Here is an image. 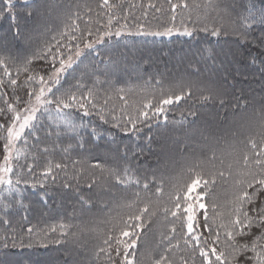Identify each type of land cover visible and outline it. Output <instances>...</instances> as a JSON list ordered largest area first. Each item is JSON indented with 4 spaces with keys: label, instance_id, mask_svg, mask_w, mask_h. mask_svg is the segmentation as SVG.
<instances>
[{
    "label": "trees",
    "instance_id": "trees-1",
    "mask_svg": "<svg viewBox=\"0 0 264 264\" xmlns=\"http://www.w3.org/2000/svg\"><path fill=\"white\" fill-rule=\"evenodd\" d=\"M12 2L15 7L9 5L8 0H0V9L7 13L11 8L15 13L16 23L21 27L27 25L29 28L36 25L35 9L42 5L40 13L43 19H40V23L51 29L49 38L62 31L65 22L70 23L64 20L66 13L80 15V19L76 21L79 31L73 33L77 36L88 29L94 34L98 29L102 30L108 22L109 14L115 16L113 31L121 25H125L126 29L119 37H105L108 45L98 44L91 50L85 49L81 57L84 64H91L94 60L96 62L94 75L83 81L85 87L81 91L86 92L97 79L102 82L95 87L94 102L97 109H91V114L85 115L84 110L74 107L65 110L71 113L67 118L54 112L51 118L48 113L43 115L46 119L43 133L39 135L40 142L37 144L33 141L24 166L15 169V172L20 171L22 180L16 189L20 190L23 196L21 198L16 195L14 206L6 212H0V221H8L0 222V242L7 238L8 244L7 248L0 244V259L14 264H35L34 259L44 256L52 260V264H62L65 260V264H85L89 252L98 250L109 231L118 230L123 219L136 211L135 207L129 208L127 204L133 201L135 193L140 191V201L149 202L150 211L157 209L148 228L142 233L141 240L146 242L149 237V240L155 238L159 216H162L163 223L167 226L165 234L175 236L173 243L179 241V248L173 250L176 264H179L181 256L192 264L191 245L184 243V233L187 229H181L179 222L171 216L165 219L160 210L168 203L167 196L158 198L155 195V184H150L151 191L148 193L135 185L125 187L95 165L99 163L104 168H114L120 172L129 167L130 174H134V178H139L142 183L155 177L156 180L163 181L164 193L170 192L172 185L183 175L182 170L188 160H200L203 169L207 164L214 166L217 171L224 172V177L218 178L221 184L213 187L211 198L206 197L205 203L209 205L207 211L210 219L214 218L217 225L221 222L227 223L228 213L233 208L238 190L236 181L250 178V171L259 172L255 166L250 164L246 167L243 164V155L246 151L250 152V148L246 146L247 138L242 124L239 123L240 119L244 115L255 116L264 113V75L261 74L258 64L250 63L249 57V51L256 55L260 49L242 46L233 33L243 30L241 18L247 15V7L255 4L256 14L259 15L264 0H213L211 5H208V0H187L189 9H176L175 21L171 19L169 0H109V3L115 6L111 13L101 7L102 0ZM177 2L178 0H171V3ZM195 4L201 7L197 9ZM29 11L33 12L32 16H28ZM182 21L193 30L192 36L181 34ZM166 27L180 28L181 32L173 31L170 36L143 34V30L163 31ZM204 27L209 30L218 27L222 34L219 37L211 36L210 32L201 31ZM262 28L264 25L257 23L249 38L259 36ZM224 31L229 35L224 36ZM0 37H7L13 56L27 54L26 46L14 36L11 16L0 14ZM62 43H81L83 46L80 40L66 39ZM109 46L114 63L105 67L100 60L108 56ZM61 52H66V49L61 47ZM209 52L212 53V59H206ZM50 65L51 60L33 61V75L47 77ZM8 66L15 78L16 67L12 64ZM26 75L20 74L19 87L16 88L15 94L12 87L7 85L8 77L4 76L6 83L0 88V108L6 110L5 100L15 105L17 95L22 100H27L25 93L29 88L35 87L36 81H30L25 86ZM0 76H3V68H0ZM66 77L68 82L65 88L76 83L80 71L77 70L72 75L66 73ZM179 81L192 85L190 98L182 100L178 105L168 106L166 114H161L158 118L152 117L151 110H148L150 119L147 123L137 124L139 131L131 130V125H127L130 129L128 132L122 131L129 116L136 117L147 99L153 95L158 98L161 86L168 88ZM121 88L124 89L123 92L118 91ZM205 95H211L212 99L201 101V97ZM121 96L125 97L127 103L120 99ZM221 100L224 101L223 104L220 103ZM245 102L246 106H243ZM99 108L104 109L107 122L98 118ZM11 115V112L6 111V116H0V123L9 120ZM65 119L75 122V130L68 127ZM139 119L144 120L143 117ZM117 123L120 127L115 126ZM93 130L95 136L90 135ZM250 137H254L259 144V133L253 132L248 138ZM3 144L4 141L0 139V163L4 155ZM212 148L216 149L215 161L210 160ZM220 159L224 160L223 165L220 164ZM49 162L52 165L60 163L67 167H53L52 173L46 176L41 172L48 167ZM30 164L31 173L26 167ZM228 165H231V168ZM28 175L37 187H28V183L23 182V178ZM15 178L13 175V180ZM93 180L95 183L89 189L88 185ZM68 181L76 184L75 189L64 186ZM220 187L228 189L231 193L219 194ZM7 196L6 191L0 192V197ZM81 197L90 203L82 205ZM8 199L12 200V197ZM21 202L23 207H20ZM212 203L217 205L215 215L210 207ZM114 209H117V214L113 213ZM197 219H202L199 213ZM171 222L177 223L175 233H171ZM62 224L71 226L67 237L61 235ZM91 227L96 230L90 231ZM29 228L32 229L31 233L28 232ZM202 231L205 235H210L202 228H199L198 233ZM221 237L223 239L222 232ZM57 239L61 243H54ZM80 245L82 251L78 250ZM149 247L152 257H157L163 250V244L160 242L150 244ZM73 252L77 254L76 259L71 258ZM149 253L144 262L147 260L151 264ZM173 253L169 255L173 256ZM101 255L102 260H107L104 254ZM196 264H200L198 250Z\"/></svg>",
    "mask_w": 264,
    "mask_h": 264
},
{
    "label": "snow or ice",
    "instance_id": "snow-or-ice-1",
    "mask_svg": "<svg viewBox=\"0 0 264 264\" xmlns=\"http://www.w3.org/2000/svg\"><path fill=\"white\" fill-rule=\"evenodd\" d=\"M212 3L213 0H208V5ZM8 4L15 7L12 0H8ZM169 4L172 11L171 19L173 21L176 19V9L179 8L182 11L189 9L187 0H178L177 3H171V0H169ZM208 5H205V7ZM150 6L155 7L154 5ZM194 6L197 9L201 7L199 4H195ZM41 7L42 5H38L35 9L37 23L31 28L27 25L21 27L16 23V16L11 11V8L8 9L7 13L3 9H0V14L12 17L14 36L19 38L27 48V54L13 56L7 37H0V68H3V76H0V88L5 86L4 76H6L8 77L7 85L12 87L13 93L15 94L16 88L19 87L18 80L21 73L27 74L24 80L25 86L30 81H36L39 84L38 89L29 88L26 91V101L22 100L18 95L15 96V105H23L22 108L15 106L13 103H9L7 100H5L6 110L0 108V116H6V111L13 114L10 120L0 123V139L4 141L2 146L4 153L3 163H0V191H6L12 197V200H8L6 197H0V212H6L9 206L15 201L17 195L16 186L22 182L19 173L15 172L12 164V152L15 148V143L21 140L26 131L27 135L34 137L37 144L40 142L39 133L45 126L38 118V112L41 116L48 113L50 118L53 112L56 115H63L67 118L71 113L65 112V110L74 107L84 110L85 115H90L91 109H97V105L94 102L95 87L102 82L97 79L93 82L92 87L87 88L86 92L81 91L85 87L83 81L94 75L93 69L96 67V62L94 60L91 64H84L81 57L84 55L85 49L91 50L98 44L108 45V40L105 37H119L122 31L126 29L125 25H121L113 31V19H115V16L109 14L108 22L102 30L98 29L94 34L91 29H88L77 36L73 33L79 31V25L76 21L80 19V15L79 13H66L64 20L70 21V23L65 22L63 24V30L58 31L56 35H52L49 38L51 29L47 25L40 23ZM101 7L108 9L109 13H111L115 6L111 5L109 0H102ZM246 10L247 15L241 18L243 30L234 32L233 34L242 46L247 45L249 49H260V52L256 55H252L251 51H249V57L250 63L252 65L258 64L261 74L264 75V28L261 29L259 36L249 38L257 23L264 25V5L259 9V15L256 14L255 4L249 5ZM32 15L33 12L29 11L28 16ZM181 23L182 32L180 28L166 27L163 31L150 32L143 30V34L170 36L173 31H176L181 32L182 35L192 36L193 30L187 27L183 21ZM201 31L210 32L211 36L216 37L222 34V30L218 27H213L211 30L204 27ZM138 34H140L139 31ZM223 35L228 36L229 33L224 31ZM66 39L68 41L80 40L83 46H81V43H62ZM61 47H64L66 52H61ZM111 52L112 49L109 46L108 56L102 57L100 60L101 63L105 64V67L108 64L114 63L111 58ZM212 58V53L209 52L206 59ZM35 60H51L50 71L47 77L44 75H33L31 66ZM9 64L16 67L17 75L15 78L11 75ZM81 65H83L82 68ZM77 70L80 71V77L76 79L75 84H69L65 88V84L68 81L64 73L72 75ZM157 83L159 84L160 81H157ZM118 91L123 92L124 89L121 88ZM191 95L192 85L184 81H179L168 88L161 86L158 98L156 95H153L152 98L147 99L143 103V109L138 112L136 117L129 116L122 131L128 132L130 130L127 125H131V130L139 131L137 124L142 122L147 123L150 119V112L148 110H151L152 117L158 118L161 114H166L168 106L178 105L182 100L190 98ZM217 95H219V92H217ZM120 99L125 100V97L121 96ZM210 99H212L211 95L201 97V101L204 102ZM106 103L107 101H105ZM125 103H127L126 100ZM220 103L223 104L224 101L221 100ZM243 106H246V102ZM190 115H195V113H190ZM97 116L101 121L107 122L103 108L97 110ZM140 117H143L144 120L141 121L139 119ZM164 118L167 121L166 115ZM113 120H115V117H113ZM65 123L73 130L77 127L74 121L65 119ZM180 123L182 124L183 121ZM115 126L120 127L118 123ZM57 127L59 126L57 125ZM260 128L259 144L254 137L248 138L246 146L250 148V152L246 151L243 155V164L246 167L251 164L258 168L259 172L250 171L248 173L250 178L236 181L238 190L233 201V208L228 213L229 219L227 223L221 222L219 225H217L214 218L210 219L207 211L209 205L204 201L206 197L211 198L212 188L218 178L224 177V172H206L202 168V162L200 160L190 159L186 162L185 168L182 170L183 175L176 180L172 185V190L168 193H164L163 191L162 180L158 181L153 177L151 181L145 180L142 183L139 178H134V174H130L131 170L129 167H125L122 172L114 168H104L99 163L95 167L101 168L109 176H113L117 183L125 187L135 185L145 193L151 191L150 184H155V195L158 198L166 195L168 199V203L160 209L165 219L171 216L175 218L176 222H179L181 229H187L186 233H184V243L185 245H191L190 259L192 264H196L197 250L200 257V264H264V119L261 120ZM90 135L95 136V130ZM148 139L149 141L151 140L150 137ZM24 142L27 143V140ZM112 142L114 143V140ZM241 143H244V141H241ZM44 151H47V149H44ZM124 158H127V148L124 151ZM17 159H19V154H17ZM210 160H217L215 148L211 149ZM220 164H224L223 159H220ZM26 167L29 173H31L32 166L26 165ZM53 167L56 169H64L67 165L60 163L52 165L49 162L48 167L44 170L46 176L52 173ZM228 167L231 168V165H228ZM13 175L16 176L15 180H13ZM53 179H55L54 176ZM23 182L27 183V181ZM94 183L95 180L88 185L89 189L92 188ZM64 186L66 188L71 187L67 183ZM249 189L252 191L250 192ZM81 201L82 205L90 203V201L85 200L83 197H81ZM20 207H23L22 203ZM127 207H135L136 211L123 219L118 230L109 231L95 253L97 259L100 258L101 254H104L108 259V264H144L143 259H138V255L141 258L144 256V253L140 252L138 241L141 240L142 233L151 223V217L156 215L157 209L150 211L151 204L140 201V191L135 193V199L129 201ZM210 207L215 215L217 205L212 203ZM198 213L202 217L201 220L197 219ZM0 222L8 223L6 220ZM60 227L62 230L61 235L67 237L69 235L68 229L71 226L62 224ZM170 228L171 233H175L177 231V223L171 222ZM196 228L205 229L210 235H205L203 231L199 235H194L193 233ZM31 231L32 229L29 228L28 232L31 233ZM221 232L223 233V239ZM175 239L174 235L162 234L160 244H163V250L159 253L158 257H152L151 253H149L151 264H176L173 258V250L179 248L180 245L178 240L173 243ZM165 241L167 243H164ZM54 243L59 244L61 241L57 239ZM0 244L4 248H7V238L0 242ZM15 246V243H13V247ZM169 253H173V256H170ZM0 264H12V262L0 259ZM179 264H189V261L184 256H181L179 257Z\"/></svg>",
    "mask_w": 264,
    "mask_h": 264
},
{
    "label": "rangeland",
    "instance_id": "rangeland-1",
    "mask_svg": "<svg viewBox=\"0 0 264 264\" xmlns=\"http://www.w3.org/2000/svg\"><path fill=\"white\" fill-rule=\"evenodd\" d=\"M41 19H43V18L41 17ZM64 76H66V73H64ZM34 88H36V89L39 88V84L37 82H36ZM12 116H13V114L11 115L10 119L12 118ZM37 116L42 121V123L44 124V120L46 118L44 116H41L39 112L37 113ZM262 119H264V113L263 114H255V116L244 115L243 117H241L239 123L242 124L243 132H244L245 137L247 139H248L249 135H251L253 132L260 133V131H261L260 124H261ZM42 133H43V130L39 133V135ZM4 134H6V133H4ZM25 140H27V143L24 142ZM34 140H35L34 137L27 135V131H26L25 134L22 136L21 140L17 141L15 143V148L13 149V152H12V156H13L12 164H13L14 170L18 169V168H22L24 166V164L26 162V158L30 154V146ZM17 154H19V159H17ZM2 163H3V160H2ZM204 170L206 172L207 171H217L216 167L211 166L209 164H207V166L205 167ZM16 173H20V171L17 170ZM41 173L45 174V171H43ZM23 179H25V181H27L28 187H37L36 183H34L30 180L29 175ZM67 184L71 185V187H70L71 190L75 189V187H76V184L73 183L72 181H68ZM220 184H221V181L219 179H217V182L215 185H220ZM219 190L220 191L218 193L222 194V195H229L231 193L228 189L223 188V187H220ZM10 196L11 195L8 194V196L6 198L8 199ZM17 196L22 198L23 194L20 192V190H17ZM25 197H27L26 194H25ZM13 206H14V202L9 206V209H11ZM222 212H224V211L222 210ZM113 213L117 214V209H114ZM1 214L2 213H0V216H1ZM109 215H111V211L109 212ZM197 216H198V214H197ZM163 222H164V218L162 216H159L155 238L149 240L150 239V237H149L146 242L143 240L138 241L139 246L142 247V250H140V252L144 253V256L142 258L138 255V259H143V261H144V259H147L148 253L150 252V247H149L150 244L152 245V244H155V243L161 241L162 234H165V231L167 229V226ZM91 230L95 231L96 229L95 228L92 229V227H91L90 231ZM198 231H199V228H196L195 232L193 234L199 235ZM82 249H83L82 245L78 246V250L82 251ZM95 253L96 252H89V256L87 257L85 264H95V263L96 264H108V259L102 260V255H100L99 259H97L95 256ZM159 253H158V255H159ZM158 255H157V257H158ZM71 258L76 259L77 254L74 253L73 255H71ZM65 262H67V260L63 261L62 264H65ZM34 263L35 264H45V263L46 264H52V260H49V258H44V256H43L42 258L34 259ZM12 264H14V263H12ZM144 264H149V262L146 260V262H144Z\"/></svg>",
    "mask_w": 264,
    "mask_h": 264
}]
</instances>
